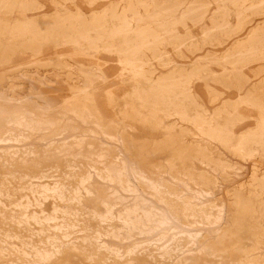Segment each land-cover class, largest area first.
I'll return each mask as SVG.
<instances>
[{
  "label": "rangeland",
  "instance_id": "rangeland-1",
  "mask_svg": "<svg viewBox=\"0 0 264 264\" xmlns=\"http://www.w3.org/2000/svg\"><path fill=\"white\" fill-rule=\"evenodd\" d=\"M0 264H264V0H0Z\"/></svg>",
  "mask_w": 264,
  "mask_h": 264
},
{
  "label": "bare ground",
  "instance_id": "bare-ground-1",
  "mask_svg": "<svg viewBox=\"0 0 264 264\" xmlns=\"http://www.w3.org/2000/svg\"><path fill=\"white\" fill-rule=\"evenodd\" d=\"M156 94V93H155ZM160 98H161V96H160ZM143 99V98H142ZM158 100V99H157ZM165 103V102H164ZM68 104V103H67ZM78 106V105H77ZM93 108V107H92ZM84 111V110H83ZM5 118V117H4ZM12 125V124H11ZM10 126V125H9ZM105 126V125H104ZM16 131V130H15ZM66 144V143H65ZM242 145V144H241ZM103 149V148H102ZM72 150V149H71ZM88 152V151H87ZM94 152V151H93ZM8 153V152H7ZM68 153V152H67ZM81 153V152H80ZM89 153V152H88ZM82 154V153H81ZM117 155V154H116ZM85 158V157H84ZM145 169V168H144ZM144 171V170H143ZM149 171V170H148ZM9 173V172H8ZM146 173V172H145ZM143 174V173H142ZM122 178V177H121ZM144 178V177H143ZM124 180V179H123ZM7 183V182H6ZM121 183V182H120ZM149 183V182H148ZM41 186V185H40ZM28 187V186H27ZM165 189V188H164ZM94 190H96V189H94ZM154 190V189H153ZM41 191V190H40ZM162 192V191H161ZM61 194V193H60ZM61 196V195H60ZM161 200V199H160ZM166 201V200H165ZM133 205V204H132ZM140 205V204H139ZM138 206V205H137ZM101 209V208H100ZM141 210V209H140ZM131 211V210H130ZM134 211V210H133ZM136 211V210H135ZM143 211V210H142ZM129 212V211H128ZM141 212V211H140ZM145 213H148V212H145ZM149 213H151V212H149ZM138 214V213H137ZM155 214V213H154ZM126 215V214H125ZM129 215H130V213H129ZM71 217V216H70ZM131 217V216H130ZM106 218V217H105ZM113 218V217H112ZM143 218V217H142ZM151 218V217H150ZM155 219V218H154ZM40 221V220H39ZM132 222L134 221V219L133 220H131ZM135 222V221H134ZM158 222V221H157ZM160 223V222H159ZM69 225V224H68ZM133 226V225H132ZM153 229V228H152ZM146 230V229H145ZM132 233V232H131ZM137 235V234H136Z\"/></svg>",
  "mask_w": 264,
  "mask_h": 264
}]
</instances>
